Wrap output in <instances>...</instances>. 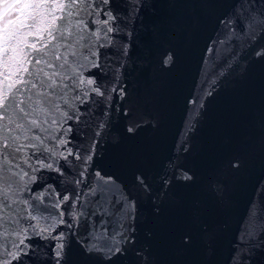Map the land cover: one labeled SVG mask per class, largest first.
Here are the masks:
<instances>
[{
	"label": "water",
	"instance_id": "water-1",
	"mask_svg": "<svg viewBox=\"0 0 264 264\" xmlns=\"http://www.w3.org/2000/svg\"><path fill=\"white\" fill-rule=\"evenodd\" d=\"M112 7L118 17L112 27L119 31L100 49L109 58L101 55V67L84 76L95 74L109 91L116 84L117 92L94 113L106 127L88 141L95 148L83 177L82 162L68 158L78 166L70 174L83 183L69 185L56 171L27 169L37 179L21 198L40 204L32 197L47 190L41 206L47 210L33 213L47 217L39 220L43 227L64 210L56 207L62 195L79 194L80 222L66 211L67 223L53 231L65 235L62 264H106L87 251L91 225L100 231L101 215H91L99 200L90 193L97 171L136 202L135 218L126 221L131 239L111 264H264V57L255 56L264 48V25L249 28L253 13L264 16V0H113ZM165 53L172 57L167 65ZM133 121L139 126L129 133ZM86 131L77 134L74 127L67 147L75 152L85 144ZM185 173L192 179H183ZM137 175L149 192L139 188ZM113 212L118 215L116 206ZM117 215L104 217L110 233L120 230ZM24 217L25 227L38 223L26 219L27 212ZM26 243L36 254L30 252L24 264H53L54 240L32 236Z\"/></svg>",
	"mask_w": 264,
	"mask_h": 264
},
{
	"label": "snow or ice",
	"instance_id": "snow-or-ice-1",
	"mask_svg": "<svg viewBox=\"0 0 264 264\" xmlns=\"http://www.w3.org/2000/svg\"><path fill=\"white\" fill-rule=\"evenodd\" d=\"M112 2L0 0V264H13V261L24 264L23 258L30 252L35 255L36 249L26 243L32 236L54 240L53 264H62L65 235L63 231L53 235V231L58 225L67 223L63 219L66 211L73 223L80 222L76 213L79 194L62 195L56 207L64 205V210L52 224L43 227H40L39 220L47 217L33 213L47 210V206L41 207L47 190L32 197L40 204L21 198V194L28 190L29 183L37 179L27 169L32 173L49 169L65 177L66 184L79 186L83 183L79 177L85 175L92 161L89 149L95 148V144L88 141L103 135L106 127V122L99 120L94 113L100 104H110L112 93L117 92L116 84L109 91L104 83H97L95 74L84 76L85 70L101 67V55L105 61L109 58L108 53H101L100 49L109 47L112 42L109 34L119 31L112 27L118 18L113 14ZM101 15L106 19H98ZM93 23L98 27L91 28ZM257 25H264V16L253 13L249 28ZM255 56L264 57V48L257 50ZM171 59V55L165 53L162 63L167 65ZM116 81L118 84L119 76ZM90 93L102 99L96 100L90 97ZM124 95L125 90L119 89L121 99ZM130 115V112L126 113V116ZM69 121L74 124H69ZM133 124L127 129L129 133L139 126L135 121ZM74 127L77 134L81 129L89 130L84 133L85 144L75 152L67 147L70 141L66 139ZM52 141L56 144L53 145ZM60 148L65 151H59ZM70 156L82 162L84 171L79 173V177L70 174L78 167L68 159ZM60 159L64 161L63 167L59 164ZM182 178L192 179L187 173ZM135 180L142 191H150L143 176L137 175ZM169 182L167 179L164 181L165 184ZM94 185L90 193L99 195V200L94 201L96 209L91 215H101L100 231L96 230L95 223L91 225L89 235L93 243L87 251L100 254L106 264H111L115 257L124 254L122 245L131 239L126 221L135 218L136 202L123 186L117 187L111 176L102 175L99 171L95 173ZM22 204L25 205L23 209L20 207ZM113 206L118 208V215L113 212ZM25 212L26 219L37 220L38 223L25 227L22 224ZM110 215H117L119 231H108L104 217ZM67 226L71 228L73 224ZM253 238L254 234L249 233L248 239ZM43 255L47 257L48 253Z\"/></svg>",
	"mask_w": 264,
	"mask_h": 264
}]
</instances>
